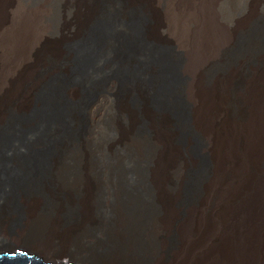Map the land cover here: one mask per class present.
Segmentation results:
<instances>
[{
	"label": "bare ground",
	"instance_id": "6f19581e",
	"mask_svg": "<svg viewBox=\"0 0 264 264\" xmlns=\"http://www.w3.org/2000/svg\"><path fill=\"white\" fill-rule=\"evenodd\" d=\"M58 1L55 9L53 0H0V93L17 85L13 107L25 113L9 121L0 110V257L18 252L42 264H264V26L253 27V13L236 22L233 0H104L101 11L92 0ZM241 32L245 48L221 78L239 67L240 105L224 128L216 117L210 126L207 107L218 77L208 88L202 70L233 51ZM71 39L80 44L78 54L61 48ZM249 51L254 62L245 64ZM51 73L59 75L56 82L33 99ZM109 105L130 123L133 105L158 147L177 133L166 116L187 115L184 144L175 151L181 157L200 136L204 173L188 183L185 170L199 168L191 153L170 165L155 151L144 162L138 139L114 163L96 156L87 144L103 136ZM155 115H162L159 122ZM113 125L124 137L122 124ZM39 189L51 196L53 220L70 208L90 230L63 231L58 249L49 248L45 232L30 236L43 205ZM12 200L24 215L8 231Z\"/></svg>",
	"mask_w": 264,
	"mask_h": 264
},
{
	"label": "rangeland",
	"instance_id": "374dc122",
	"mask_svg": "<svg viewBox=\"0 0 264 264\" xmlns=\"http://www.w3.org/2000/svg\"><path fill=\"white\" fill-rule=\"evenodd\" d=\"M146 1V0H144ZM55 9L59 7V1L53 0ZM94 5L97 4L99 10L101 11L104 7V0H92ZM72 6L74 4L68 3ZM232 5L234 6V20L239 22L240 19L245 16L247 13H253V27L260 28L264 26V5L261 3V0H233ZM142 10L140 8H137ZM143 11V10H142ZM98 12V11H96ZM144 12V11H143ZM145 13V12H144ZM84 13H78V16H81ZM59 12H55L54 21L58 23V16ZM97 18H94L89 25L90 28H94L95 22ZM84 27V25H83ZM83 27L79 30L82 31ZM255 28V29H256ZM247 37L246 32H241L238 35L237 40V47L233 51H229L225 54L224 58L221 60L216 61L215 63H206V66L202 70V80L203 84L207 85L209 88L212 85L213 77L217 78V83L213 86L215 92L209 96V105L207 107V112L209 114V120L207 123H213L214 118L216 117V122L224 128L225 122H227L226 115H236L237 109L239 107V101L236 94L238 84H239V74L240 69L238 67V73L230 77L228 80H221L228 63L231 57H238L239 51L245 48V40ZM64 44L61 45V48L65 49L68 52H72L74 54H78L79 42L76 40H67L62 42ZM165 43V42H163ZM262 49L264 50V42L262 44ZM252 52V51H251ZM250 51L245 55L244 62L245 64L253 63L254 59L252 58ZM249 54V55H248ZM248 55V56H247ZM57 62L54 61L52 64H56ZM51 73L47 75L42 84L39 88L33 93V99L38 100L40 99L42 93L46 89V87L53 82H56L58 79L57 75H52ZM17 85H14L9 91L4 93H0V110L3 111L8 117L9 121H15L19 115H25V113L17 112L14 110L13 103L16 102L19 93L17 92ZM113 98L119 99L120 91L117 89L114 93ZM34 102V100H33ZM32 102V103H33ZM133 106V105H132ZM129 107L131 110L134 111L135 120L134 122H128L126 118V114L121 113V111L117 110L114 105H109L105 111L103 112L102 117V127L104 130L103 136L98 139L94 140L93 142L88 141L87 144L89 148L93 149L94 151H98L99 153L96 156L102 157V159L109 163H114L118 158L127 154L131 149V141L138 139L140 142V146L142 149V160L144 162L148 161L152 154L155 151L161 156V159L165 164H172L173 162L180 161L186 156V153H191L197 156L199 161V168H188L185 170V175L187 176L188 183H194L197 174L204 173L206 170V165L208 164V157L199 152V147L202 143V139L200 136L195 135L193 138V143L191 147L187 150L180 151L181 157H178L175 148L179 146H183V136L186 133L184 121L186 120L187 115H167L166 117L170 119V124H172L173 129H175L176 136L170 137L169 143H165V145L157 146L155 145L151 139L149 138V129L147 127V120L138 112V110L134 109L133 107ZM227 112V113H226ZM162 115H155L153 116V120L155 122H159ZM117 121L122 124L124 130V137L116 134L114 131L113 123ZM12 136H9L11 138ZM179 151V150H178ZM181 158V159H180ZM142 161V163H143ZM165 168H169L165 167ZM167 177L170 176V173L167 172L165 174ZM164 176V177H166ZM54 190V189H53ZM60 191L54 190L53 195H57L60 197L62 193ZM81 191L78 188H74L71 194L78 198L80 196ZM96 192V191H95ZM34 193L38 194L43 199V205L39 214L35 220L30 223V233L29 235H34L35 233L42 234L45 232L47 235V239L49 241V248L50 249H58L61 246L63 231L67 229L72 231L73 233L81 236L83 233L90 230V226L88 224L80 222L76 213H73L70 208H66V210L60 214L55 220L51 218L49 215V206L51 205V196H49L43 189H39ZM63 196V195H62ZM12 204V205H11ZM9 208L6 210L9 215L7 216V227L8 231H13L16 227L20 226L21 220L23 218V208L14 200H12ZM52 219V220H51ZM36 235V234H35ZM71 241L73 242L74 239H77L76 236L72 234ZM173 244L174 241H170V244ZM22 246V245H16ZM61 256V255H60ZM67 256L62 255V259H66Z\"/></svg>",
	"mask_w": 264,
	"mask_h": 264
},
{
	"label": "water",
	"instance_id": "95a60500",
	"mask_svg": "<svg viewBox=\"0 0 264 264\" xmlns=\"http://www.w3.org/2000/svg\"><path fill=\"white\" fill-rule=\"evenodd\" d=\"M0 264H42L40 259H34L23 253L16 252L15 255H4L0 257Z\"/></svg>",
	"mask_w": 264,
	"mask_h": 264
}]
</instances>
